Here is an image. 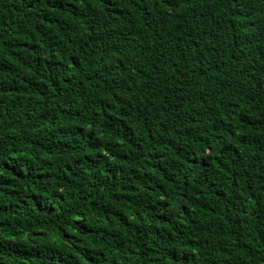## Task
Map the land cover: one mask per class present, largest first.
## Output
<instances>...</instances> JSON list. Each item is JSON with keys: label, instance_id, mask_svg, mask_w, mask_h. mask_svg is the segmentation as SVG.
<instances>
[{"label": "trees", "instance_id": "trees-1", "mask_svg": "<svg viewBox=\"0 0 264 264\" xmlns=\"http://www.w3.org/2000/svg\"><path fill=\"white\" fill-rule=\"evenodd\" d=\"M0 264H264V0H0Z\"/></svg>", "mask_w": 264, "mask_h": 264}]
</instances>
